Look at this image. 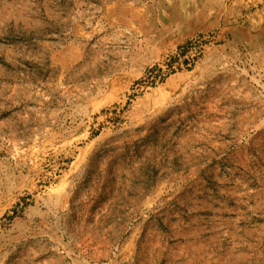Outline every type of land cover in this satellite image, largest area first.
Returning a JSON list of instances; mask_svg holds the SVG:
<instances>
[{
    "label": "rangeland",
    "instance_id": "obj_1",
    "mask_svg": "<svg viewBox=\"0 0 264 264\" xmlns=\"http://www.w3.org/2000/svg\"><path fill=\"white\" fill-rule=\"evenodd\" d=\"M0 264H264V0H0Z\"/></svg>",
    "mask_w": 264,
    "mask_h": 264
},
{
    "label": "trees",
    "instance_id": "obj_2",
    "mask_svg": "<svg viewBox=\"0 0 264 264\" xmlns=\"http://www.w3.org/2000/svg\"><path fill=\"white\" fill-rule=\"evenodd\" d=\"M183 55H185V53H182Z\"/></svg>",
    "mask_w": 264,
    "mask_h": 264
}]
</instances>
